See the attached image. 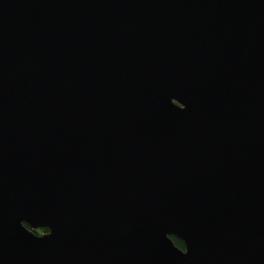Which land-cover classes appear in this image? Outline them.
I'll return each instance as SVG.
<instances>
[{
  "label": "water",
  "instance_id": "obj_1",
  "mask_svg": "<svg viewBox=\"0 0 264 264\" xmlns=\"http://www.w3.org/2000/svg\"><path fill=\"white\" fill-rule=\"evenodd\" d=\"M0 264H264V0H0Z\"/></svg>",
  "mask_w": 264,
  "mask_h": 264
},
{
  "label": "trees",
  "instance_id": "obj_2",
  "mask_svg": "<svg viewBox=\"0 0 264 264\" xmlns=\"http://www.w3.org/2000/svg\"><path fill=\"white\" fill-rule=\"evenodd\" d=\"M25 227H27V226L25 225ZM31 231H32L33 233L39 235L40 233L46 232V229H45V228H40V229H36V230H31ZM169 237L171 238L173 244H174L177 248H181V249H183V248H182V242H181L180 240L174 238L173 236H169Z\"/></svg>",
  "mask_w": 264,
  "mask_h": 264
},
{
  "label": "rangeland",
  "instance_id": "obj_3",
  "mask_svg": "<svg viewBox=\"0 0 264 264\" xmlns=\"http://www.w3.org/2000/svg\"><path fill=\"white\" fill-rule=\"evenodd\" d=\"M43 233H44V232H43ZM43 233H40V234H43ZM40 234H39V235H40Z\"/></svg>",
  "mask_w": 264,
  "mask_h": 264
}]
</instances>
